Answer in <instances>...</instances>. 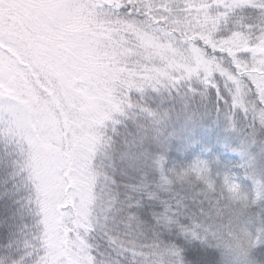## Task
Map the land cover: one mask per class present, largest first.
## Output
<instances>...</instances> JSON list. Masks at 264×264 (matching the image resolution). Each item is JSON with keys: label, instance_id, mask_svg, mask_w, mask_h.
I'll use <instances>...</instances> for the list:
<instances>
[{"label": "snow or ice", "instance_id": "6c2138e0", "mask_svg": "<svg viewBox=\"0 0 264 264\" xmlns=\"http://www.w3.org/2000/svg\"><path fill=\"white\" fill-rule=\"evenodd\" d=\"M0 264H264V0H0Z\"/></svg>", "mask_w": 264, "mask_h": 264}]
</instances>
